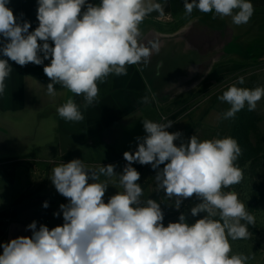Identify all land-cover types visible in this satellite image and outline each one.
Wrapping results in <instances>:
<instances>
[{"label":"clouds","instance_id":"1","mask_svg":"<svg viewBox=\"0 0 264 264\" xmlns=\"http://www.w3.org/2000/svg\"><path fill=\"white\" fill-rule=\"evenodd\" d=\"M38 27L14 15L10 0H0V95L12 68L9 61L26 66L44 65L51 81L47 94L55 96L59 84L76 96H83L87 108L97 100L99 84L110 75H125L127 66L147 64L159 43L141 40L140 25L153 12L165 15L164 5L153 0H37ZM185 15L193 10L231 17L240 26L253 15L251 0H184ZM243 78L218 97L230 107L224 119L233 118L247 105L256 109L264 98V86L238 87ZM147 102V98L144 99ZM66 121L79 122L83 113L71 98L57 108ZM162 119H166L162 117ZM166 123L143 120L146 133L138 137L137 150L123 153L127 165L122 173L115 165L91 168L81 159L61 163L52 169L50 180L67 199L54 216L63 215V224L49 229L33 221L31 236H20L0 245V264H247L250 257L232 254L230 240L248 239V225L255 218L235 192L224 189L243 179L236 166L241 155L232 137L186 142L181 132H169ZM181 140L179 146L174 141ZM151 165L157 192L163 191L179 210L185 199L200 202L191 207L189 223L181 213L178 222L164 225L161 203L143 200L138 183L140 173L133 163ZM161 165L163 167L161 168ZM101 176H118L122 191L105 202L107 182ZM48 208V202H44ZM242 221L244 223H242Z\"/></svg>","mask_w":264,"mask_h":264},{"label":"crops","instance_id":"2","mask_svg":"<svg viewBox=\"0 0 264 264\" xmlns=\"http://www.w3.org/2000/svg\"><path fill=\"white\" fill-rule=\"evenodd\" d=\"M153 2L164 5L165 15L153 12L144 19L141 40L145 44L158 42L159 52H154L147 64L127 66L125 75L108 76L99 84L97 100L87 108L83 96L59 84L54 85L55 96L47 94L46 86L51 81L43 68L50 60H45L44 65L29 63L23 67L9 61L12 72L0 95V161L20 164L12 175L0 178V213H8L11 219L0 235V245L31 236L27 226L33 221L37 228L41 224L49 229L63 224L62 213L53 215L68 202L50 180L55 166L73 159H81L91 168L118 163L116 173L120 174L127 165L123 153H134L137 138L146 135L143 120L172 121L167 131L181 132L186 142L197 135L196 126L220 124L218 112L214 108L207 111L210 97L198 93L203 84L227 78L236 81L252 65L264 68V0H251L253 15L240 26L233 24L231 17L195 9L187 16L184 0ZM8 7L17 17L23 14L22 20L31 24L30 31L38 27L37 0H10ZM227 51L233 56L224 62ZM69 98L80 106L83 120L66 121L58 115L57 108ZM192 103L197 108L191 117H186ZM174 143L179 146L181 140ZM132 167L140 173L142 199L161 203L165 217L175 207L163 191L157 192L156 171L138 162ZM100 179L109 185L105 202L123 190L118 176ZM46 201L48 208L43 207Z\"/></svg>","mask_w":264,"mask_h":264},{"label":"rangeland","instance_id":"3","mask_svg":"<svg viewBox=\"0 0 264 264\" xmlns=\"http://www.w3.org/2000/svg\"><path fill=\"white\" fill-rule=\"evenodd\" d=\"M224 54V56H226L224 62L229 61V58L233 56L232 53L228 51ZM252 66L253 67L249 70L241 73L237 77L236 81L227 78L222 79L221 82L219 81L217 83L207 81L206 84L201 86L198 93H204L206 97H210L207 111L214 108L219 114L218 117L220 118V124L219 126H216V123L210 122L201 127L196 126L195 130H197L196 136L201 140L224 137L234 138V134L237 132L240 134L242 131H246L244 130V126L247 127L246 124H248L247 130L250 132V143L256 149L261 150L259 161H257L253 167L251 163L243 166H237L242 170L243 179L240 183L234 184L229 188L224 189V191L237 193L240 201L245 204L247 211L249 212L250 210H253L252 216L255 218L257 232L256 234H252L248 239L231 240L229 238V240L232 247V254H243L250 257L247 264H264V98L257 103L254 111H249L247 105H245L244 109L236 113V115L230 119L223 118V113L227 111L230 106L218 99V97L222 95V93L227 90L230 85L236 83L241 77L244 82L243 84H237L238 87L252 89L264 86V68H259L254 65ZM196 108L197 104L192 103L188 108L186 117H191ZM248 112H252L256 115L257 121H255V123L250 122L249 120L242 122V119ZM253 125L257 126V134H253L250 131V129L253 128ZM19 164L20 163L16 161H0V178L12 175ZM115 166L116 172L119 164L117 163ZM254 195L257 197L256 201L253 200ZM23 198L24 197L20 198L18 202H22ZM199 202L200 201L197 200L195 196L186 199V201L181 204L179 210L174 208L169 214H166L163 221L164 225L167 226L170 222H178V217L181 213H185L187 215L189 223H194L195 220L203 218V213L196 217H193L190 214L191 207L195 206V204ZM2 215L9 217L8 213H2ZM242 223L244 222L242 221ZM8 225H10V223H0V235L4 232L6 226Z\"/></svg>","mask_w":264,"mask_h":264},{"label":"trees","instance_id":"4","mask_svg":"<svg viewBox=\"0 0 264 264\" xmlns=\"http://www.w3.org/2000/svg\"><path fill=\"white\" fill-rule=\"evenodd\" d=\"M245 120H249L250 122H254L257 121L256 115L252 112H248L246 114V116H244V118L242 119V122H246ZM248 121V122H249ZM248 127V124H246ZM247 127L244 126V130L246 131H242V133L239 134V132H237L236 134H234V138L240 148H241V155L238 158V161H236V166H243L245 164L251 163L252 167L256 164L257 161H259V156L261 153V150L256 149L251 143H250V132H248ZM250 131L253 134H257L258 133V129L256 125H253V128L250 129ZM253 200L256 201L257 197L256 195H254ZM249 213L251 215H253V210H250ZM248 230L250 232V234H256L257 232V227L254 224H250L248 225ZM250 235V236H251Z\"/></svg>","mask_w":264,"mask_h":264},{"label":"built area","instance_id":"5","mask_svg":"<svg viewBox=\"0 0 264 264\" xmlns=\"http://www.w3.org/2000/svg\"><path fill=\"white\" fill-rule=\"evenodd\" d=\"M11 219L9 217H5L0 213V223L5 222V223H10Z\"/></svg>","mask_w":264,"mask_h":264}]
</instances>
